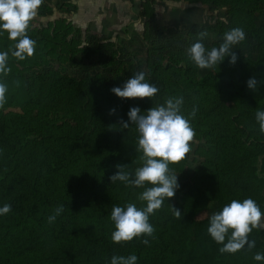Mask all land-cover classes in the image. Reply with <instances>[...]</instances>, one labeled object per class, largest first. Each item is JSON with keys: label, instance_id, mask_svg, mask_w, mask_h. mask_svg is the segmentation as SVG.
<instances>
[{"label": "trees", "instance_id": "16d2710c", "mask_svg": "<svg viewBox=\"0 0 264 264\" xmlns=\"http://www.w3.org/2000/svg\"><path fill=\"white\" fill-rule=\"evenodd\" d=\"M129 1L138 14L124 25L104 27L105 40L90 31L81 36L63 18L42 23L39 10L28 31L36 41L31 58H13L14 42L0 35V51H9L11 68L0 76L8 86L0 108V207L11 205L0 215V264H110L114 255L132 254L136 264H264L253 259L264 254V229L249 235L256 241L251 251L246 245L222 254L223 245L207 233L210 218L197 219L234 199L251 198L264 212V134L255 119L256 111H264V0ZM155 3L185 8L160 25ZM180 18L188 20L187 27L177 24ZM137 19L140 29L134 28ZM236 27L245 33L232 49L236 64L226 57L202 73L187 55L198 33H208L202 43L210 50ZM137 30L143 31V48L130 46ZM184 36L185 45L173 44ZM248 45L254 54L242 52ZM92 57L93 68L79 76L68 73ZM140 71L159 89L153 98L122 100L111 92ZM253 76L259 84L254 92L246 86ZM168 97H183L181 113L195 131L187 159L170 165L179 188L150 216L152 237L115 244L112 208L145 206L138 199L144 189L109 179L117 166L134 176L143 165L136 125L123 129L119 122L128 121L130 108L145 114ZM59 205L64 211L49 224ZM170 206L180 210V219Z\"/></svg>", "mask_w": 264, "mask_h": 264}, {"label": "clouds", "instance_id": "9594fccd", "mask_svg": "<svg viewBox=\"0 0 264 264\" xmlns=\"http://www.w3.org/2000/svg\"><path fill=\"white\" fill-rule=\"evenodd\" d=\"M43 0H0V35L7 34L9 41L14 42L11 56L19 61L31 58L36 50V41L28 35L31 21L37 15ZM208 33H198L197 42L187 50L188 58L199 69H214L229 57V65H235L238 57L233 51L235 45L245 40L242 28L236 27L226 31L223 42L218 47L206 50L203 39ZM9 51H0V76H7L11 68L8 65ZM248 90L254 92L258 89L255 76L246 81ZM159 89L146 81L143 71L137 72L129 78L122 87H114L111 92L122 100H150ZM8 86L0 82V108L7 103ZM183 97H168L165 102L156 107L149 108L141 114L138 107L129 109L128 121L121 120L120 127L129 128V123L135 124L138 132V148L142 153L143 165L135 170L134 176L123 171L125 166H117L116 174L109 177L111 183L122 182L125 186L144 189L138 199L144 202L143 208L135 203H128L125 207L114 206L110 219L114 223L112 241L115 244H126L140 237H152L154 228L149 222L164 204L165 200L174 198L178 184V175L170 170V165L178 164L187 159L192 151V142L195 131L189 118L181 113ZM197 109L194 107L189 114L195 117ZM115 109L110 110V115ZM255 119L259 124L261 134H264V111H256ZM174 216L180 219L181 212L170 206ZM11 211V205L0 207V215ZM64 211L63 205L55 208L48 216L47 222L52 224ZM264 229V212L255 200L246 198L243 201L232 200L221 211L214 213L209 219L207 233L218 245L220 253L235 254L245 248L251 251L256 244L249 241L252 231ZM227 238V240H226ZM142 243L148 244V239ZM137 256H112L110 264H136ZM253 259L264 261V254L257 252Z\"/></svg>", "mask_w": 264, "mask_h": 264}, {"label": "crops", "instance_id": "0c3cea01", "mask_svg": "<svg viewBox=\"0 0 264 264\" xmlns=\"http://www.w3.org/2000/svg\"><path fill=\"white\" fill-rule=\"evenodd\" d=\"M135 8L129 0H63L56 16L57 19L66 20L75 29L86 28L101 33L104 27L128 23L138 14ZM141 25V19H137L134 28L140 29Z\"/></svg>", "mask_w": 264, "mask_h": 264}, {"label": "rangeland", "instance_id": "374dc122", "mask_svg": "<svg viewBox=\"0 0 264 264\" xmlns=\"http://www.w3.org/2000/svg\"><path fill=\"white\" fill-rule=\"evenodd\" d=\"M62 3L63 0H43V4L39 9V12L43 15L42 17L39 16V19L41 18L42 23L47 22V21H54L57 19V16L59 14V10L58 7H62ZM57 7V8H56ZM155 11H156V15L158 18V24L160 25H167L170 22H167V18H170L171 13H173L174 11L177 10H183L185 8V6L180 5V4H156L154 5ZM163 15L165 16V19L162 18ZM205 18L207 19V15L208 13L205 14ZM220 16H223L222 14H219ZM45 16V17H44ZM180 16H182L180 14ZM180 24V26H188V20L185 18H180L177 22V24ZM178 24V25H179ZM172 26V25H171ZM184 27V28H185ZM81 29V27H80ZM89 36H97V38L105 40L103 35L101 33H99L98 31H94V30H90L89 29ZM81 36H86L88 33V30L86 28L81 29ZM143 31L142 30H137V32H135L134 35V42L130 45L131 47H138V48H143L145 45V41H143L142 39H140L142 37ZM187 41V38L184 36L183 38H177L176 40H173V44L176 46H180V45H185ZM106 42V41H104ZM128 45L129 44H124L125 49H128ZM242 52H249L250 54H254V51L252 49L251 46H246ZM91 61H94V58L92 57L90 62L89 61H84L82 64L76 65L73 68H68V73L73 75V76H79L80 73L86 71L87 69H91L93 68V63ZM207 70L203 69L202 73H205ZM214 214V208L210 207L207 211L199 214V216L197 217V219H207L210 218L212 215Z\"/></svg>", "mask_w": 264, "mask_h": 264}]
</instances>
